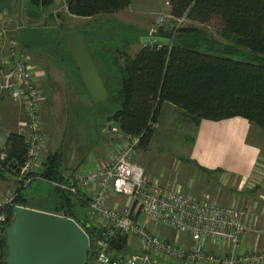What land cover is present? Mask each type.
Returning <instances> with one entry per match:
<instances>
[{
    "label": "built area",
    "instance_id": "1",
    "mask_svg": "<svg viewBox=\"0 0 264 264\" xmlns=\"http://www.w3.org/2000/svg\"><path fill=\"white\" fill-rule=\"evenodd\" d=\"M16 46L15 39L4 44L11 62L1 70L0 94L8 93L24 107L19 133L26 138L27 158L19 167V178L26 187L35 179L45 180L47 158L44 161L43 152L47 151L48 135L41 118L45 96L37 68L27 57L15 58ZM110 124L111 148L106 156L99 157L88 172L54 182L84 203L88 220L86 227L81 226L89 234L90 253L98 264H264V250L240 248L250 229V207L235 201L224 205L210 194L196 197L180 183L164 184L150 177L137 161L140 136L127 134L117 122ZM262 181L256 172L242 181V187H256ZM15 205L26 206L14 203L12 208ZM5 213L0 226L13 218L8 210ZM97 231L111 239L126 237L127 244L138 247L142 254L113 249ZM170 233L189 236L191 244L170 239Z\"/></svg>",
    "mask_w": 264,
    "mask_h": 264
},
{
    "label": "trees",
    "instance_id": "2",
    "mask_svg": "<svg viewBox=\"0 0 264 264\" xmlns=\"http://www.w3.org/2000/svg\"><path fill=\"white\" fill-rule=\"evenodd\" d=\"M53 1L31 0L30 3L49 7ZM65 3L70 13L93 17L126 9L131 0H65ZM169 4L176 18L208 23L218 17L225 35L234 38L253 58L239 60L230 52L222 54L199 39L198 29L193 26L175 28L174 31L184 37L178 41L173 40L174 31L161 29L156 35L167 40L148 43L134 57H128L116 88L113 85L114 90L110 91L107 86L110 95L105 102L116 109L113 120L127 134L140 136L143 150L151 145L156 129L151 123L157 124L164 102L181 108L196 125L202 119L241 116L264 130V0H170ZM58 43L67 46L64 35ZM2 154L15 166L23 165L27 158L25 136L11 132L5 147L0 148V158ZM62 169L63 155L60 152L49 154L45 179L64 182ZM56 188L62 193V203L65 198L69 216L77 215V207L82 208L84 203ZM16 203L32 207L22 195L17 197ZM7 210L12 217L13 208ZM45 210L60 213L63 204L54 210ZM87 220L76 221L86 227ZM118 241L124 248L127 246L126 237H118ZM6 253L4 231L0 229V257ZM92 259L89 253L88 264Z\"/></svg>",
    "mask_w": 264,
    "mask_h": 264
},
{
    "label": "rangeland",
    "instance_id": "3",
    "mask_svg": "<svg viewBox=\"0 0 264 264\" xmlns=\"http://www.w3.org/2000/svg\"><path fill=\"white\" fill-rule=\"evenodd\" d=\"M30 1L13 0L12 15L7 12H0V28L5 30L0 36V48L3 44L10 45L11 41L15 39L18 41V46L16 47L20 51L23 35H26L31 43L37 45L40 43L42 46H54L58 40H62L65 31H82L110 91H113V85L116 88L120 81L122 70L128 57H134L144 44L160 42L159 40L143 42L142 39L146 36H153L154 33L160 32L161 29L174 31L175 28L193 26L198 29L199 39L208 42L214 49L223 52L222 54L228 55L229 53L226 52H230L234 54V58L239 60L253 58V56L249 55L248 50L234 38L225 35L223 23L218 17H213L208 23H200L182 17L178 20L171 14L170 0H131L130 6L126 9L93 17L78 16L70 13L66 8L65 0H54L49 7L32 6ZM34 10L39 12L37 18L29 16V12ZM183 38L178 31H174V41L182 40ZM64 47L68 48L65 45ZM22 57L25 58L27 56L22 53ZM27 58L30 60V57ZM8 97L11 107L16 110V117H21V111L24 112V107L15 102L10 96ZM90 100L88 101L87 97L83 99L84 103H79V106L84 107L78 112V115L84 119L86 125L85 130L79 129L82 134L84 133V140L88 143L86 149L89 155L92 152L90 151L91 146H89L92 140H97L98 136L103 134L105 139L110 140L111 134L107 130V125L108 123H112L110 125L116 123L114 120L108 121V117L113 116L116 110L114 106L106 102L95 104L92 99ZM44 107L46 108V106ZM45 108L44 112L46 113L49 108ZM73 113L75 112L71 109L69 125L70 122L75 121ZM181 113L172 109L163 110L159 117L160 125L157 126L156 124L155 126L156 133L151 146L148 150L140 148L138 151L137 161L145 167L150 177L165 171L168 179L166 180L167 183H180L186 188L187 193L196 197H202L206 194L216 195L222 192V187L223 190L239 188L243 191L245 189L253 190L259 186L243 188L241 187L242 181L238 183L232 179L226 180L193 164L189 165L190 162L186 158L190 154L194 137V126L187 122V119L189 122L191 121V116L185 112ZM81 121L83 120L81 119ZM174 121H176L175 124H173ZM49 150L48 140L47 151L43 152L44 161L49 155ZM147 165L152 172L147 168ZM19 175V167L15 166L12 161H6V155L0 158V217L6 214L5 211H7L8 206L12 207L16 203L17 197L21 195L26 199V204L42 210H54L63 204L62 193L56 188L57 186L54 182L47 179H35L31 184L22 187L23 183ZM194 181L201 187L198 192L192 191L193 189L186 186V183H194ZM230 195L229 192L226 193L228 198L231 197V201L238 202L240 205L243 204L240 196ZM76 204L79 205V203ZM84 208V206L81 208L79 205L77 207V215L72 218L84 222L87 219ZM129 247L127 244L125 250L130 251ZM6 254L3 257L1 256L2 258L0 257V264H5L4 258Z\"/></svg>",
    "mask_w": 264,
    "mask_h": 264
},
{
    "label": "crops",
    "instance_id": "4",
    "mask_svg": "<svg viewBox=\"0 0 264 264\" xmlns=\"http://www.w3.org/2000/svg\"><path fill=\"white\" fill-rule=\"evenodd\" d=\"M3 32L5 31L0 28V36ZM22 53L30 57V63L37 68V75L45 96L44 106L46 108L43 106L41 118L48 133L49 154L60 152L63 155L62 173L66 182L69 178H75L81 173L91 170L97 159L103 158L110 151L111 142L105 139L103 134L89 144L92 149H90L92 151L90 155L86 149L88 143L84 140V133L81 132V130H85L86 125L78 112L84 107L79 106V103H84L83 99L86 97L89 101L91 97L82 83L69 48L64 47L62 43L54 46H42L40 43L37 45L31 43L30 39L23 35L22 46L15 58L21 59ZM10 62L11 57L3 44L0 48V81L1 70L6 68ZM8 96L6 92L0 94V148L5 147L11 132H19L20 124L24 119L23 111H21L22 118L16 117V110L11 107ZM44 108H49V111L45 113ZM71 109L75 112L73 113L75 121L70 122L69 125ZM166 109H172L179 113L184 112L169 102H164L161 112ZM187 122L194 126L193 142L190 154L186 158L190 162L189 165L193 164L204 171L215 173L226 180L232 179L238 183L252 177L256 172L260 173L264 180V130L261 127L241 116L221 120L202 119L197 125L192 123L193 121L189 122L188 119ZM175 123L176 121L173 124ZM158 125H160L159 119ZM153 140L154 136L152 142ZM93 152L94 154H92ZM147 168L152 172L148 165ZM151 177L159 178L161 182L167 184L166 180L168 179L165 171ZM186 186L193 189L192 191L201 190L195 181L186 183ZM221 190V193L213 195L219 197L222 204L228 205L233 202L231 197L226 196V193L229 192L230 196H240L243 202L242 206L251 209L250 229L240 244V248L264 250V181L253 190L241 191L239 188L223 190V187ZM168 235L172 240L178 238L187 245L191 244L189 236L176 235L175 233ZM129 250L132 253L142 254V250L134 245L130 246ZM159 262L163 261L159 260ZM89 264L98 263L92 259Z\"/></svg>",
    "mask_w": 264,
    "mask_h": 264
},
{
    "label": "water",
    "instance_id": "5",
    "mask_svg": "<svg viewBox=\"0 0 264 264\" xmlns=\"http://www.w3.org/2000/svg\"><path fill=\"white\" fill-rule=\"evenodd\" d=\"M0 12L13 14V0H0ZM39 12H29L37 18ZM64 38L74 59L81 79L95 104L109 98V90L98 65L88 47L82 31L64 32ZM165 41L156 36H146V41ZM145 45V44H144ZM113 116L108 117L112 121ZM7 254L5 264H88L90 237L86 230L69 216V207L63 198L62 213H55L29 206L15 205L13 218L8 225H1ZM115 250H123L124 244L97 231Z\"/></svg>",
    "mask_w": 264,
    "mask_h": 264
}]
</instances>
